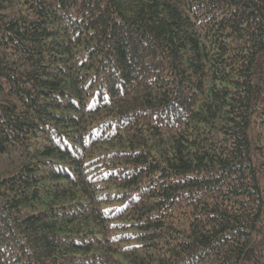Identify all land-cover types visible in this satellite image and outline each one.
<instances>
[{
	"label": "trees",
	"instance_id": "trees-1",
	"mask_svg": "<svg viewBox=\"0 0 264 264\" xmlns=\"http://www.w3.org/2000/svg\"><path fill=\"white\" fill-rule=\"evenodd\" d=\"M0 264H264V0H0Z\"/></svg>",
	"mask_w": 264,
	"mask_h": 264
}]
</instances>
